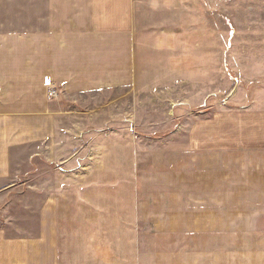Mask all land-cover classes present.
<instances>
[{"label": "crops", "instance_id": "1", "mask_svg": "<svg viewBox=\"0 0 264 264\" xmlns=\"http://www.w3.org/2000/svg\"><path fill=\"white\" fill-rule=\"evenodd\" d=\"M132 10L133 0H0V264H114L108 261H114L119 233L127 246L117 264H141L140 234L132 228L140 225L108 215L115 204L98 195L96 173L21 170L49 148L57 131L55 109L65 97L134 84ZM52 89L55 98L48 95ZM194 137L201 148L200 172L155 177V206L161 211L178 204V210L183 198L194 211V193H200L201 230L217 242L215 258L224 259L220 238L264 221L258 216L264 215V112L229 111ZM62 175L73 183L41 189L27 184L26 192L20 183ZM33 196L41 197L38 209L26 200ZM20 220L33 224L19 225ZM177 220L164 226L181 227ZM190 220L187 228L193 230L194 214ZM124 228L130 230L127 237Z\"/></svg>", "mask_w": 264, "mask_h": 264}, {"label": "rangeland", "instance_id": "2", "mask_svg": "<svg viewBox=\"0 0 264 264\" xmlns=\"http://www.w3.org/2000/svg\"><path fill=\"white\" fill-rule=\"evenodd\" d=\"M132 12L134 84L65 97L55 109L57 131L49 148L21 170L96 173L98 195L115 204L108 215L140 225L132 228L139 230L141 264H264V221L227 232L219 246L225 242V257L218 260L217 242L201 230L200 193H194V211L183 198L178 210L177 204L159 211L153 190L163 172H200L201 148L193 141L202 128L213 129L229 111L264 112V0H133ZM57 93L52 89L48 95ZM63 176L20 183L25 192L32 184L41 189L73 183ZM40 196L26 200L38 209ZM174 216L182 226H164ZM124 231L127 237L130 230ZM124 238L122 233L115 238L114 261L108 262H120Z\"/></svg>", "mask_w": 264, "mask_h": 264}, {"label": "built area", "instance_id": "3", "mask_svg": "<svg viewBox=\"0 0 264 264\" xmlns=\"http://www.w3.org/2000/svg\"><path fill=\"white\" fill-rule=\"evenodd\" d=\"M56 95V93L54 94V96Z\"/></svg>", "mask_w": 264, "mask_h": 264}]
</instances>
